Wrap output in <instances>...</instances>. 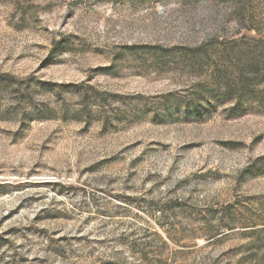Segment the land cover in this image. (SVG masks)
<instances>
[{"label":"rangeland","instance_id":"rangeland-1","mask_svg":"<svg viewBox=\"0 0 264 264\" xmlns=\"http://www.w3.org/2000/svg\"><path fill=\"white\" fill-rule=\"evenodd\" d=\"M0 264H264V0H0Z\"/></svg>","mask_w":264,"mask_h":264}]
</instances>
